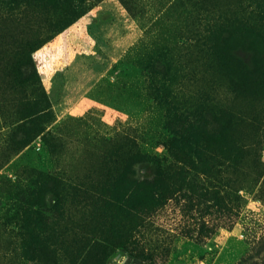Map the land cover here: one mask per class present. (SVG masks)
<instances>
[{
  "label": "rangeland",
  "instance_id": "rangeland-1",
  "mask_svg": "<svg viewBox=\"0 0 264 264\" xmlns=\"http://www.w3.org/2000/svg\"><path fill=\"white\" fill-rule=\"evenodd\" d=\"M0 264H264V0H0Z\"/></svg>",
  "mask_w": 264,
  "mask_h": 264
},
{
  "label": "trees",
  "instance_id": "trees-1",
  "mask_svg": "<svg viewBox=\"0 0 264 264\" xmlns=\"http://www.w3.org/2000/svg\"><path fill=\"white\" fill-rule=\"evenodd\" d=\"M141 155L144 156V155H146V154H143V153H142ZM60 182H61V181H60Z\"/></svg>",
  "mask_w": 264,
  "mask_h": 264
}]
</instances>
